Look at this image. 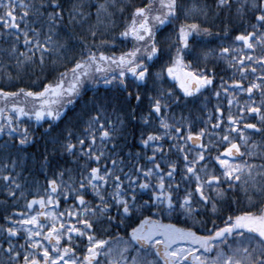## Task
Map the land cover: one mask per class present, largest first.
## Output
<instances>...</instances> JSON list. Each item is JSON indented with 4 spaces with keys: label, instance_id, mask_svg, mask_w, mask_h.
<instances>
[{
    "label": "snow or ice",
    "instance_id": "obj_1",
    "mask_svg": "<svg viewBox=\"0 0 264 264\" xmlns=\"http://www.w3.org/2000/svg\"><path fill=\"white\" fill-rule=\"evenodd\" d=\"M0 264H264V0H0Z\"/></svg>",
    "mask_w": 264,
    "mask_h": 264
},
{
    "label": "trees",
    "instance_id": "obj_2",
    "mask_svg": "<svg viewBox=\"0 0 264 264\" xmlns=\"http://www.w3.org/2000/svg\"><path fill=\"white\" fill-rule=\"evenodd\" d=\"M171 26H169V28H170ZM167 32H168V29L166 28L165 30H164V32L163 33H161L160 34V36H158V39L159 38H161V37H163L164 35H166L167 34ZM214 43H215V41H213V45H214ZM213 45H210V46H213ZM128 46H130V43H129V45ZM124 47V45L121 43L120 45H119V47L118 48H113V49H109V51H119L120 50V48H123ZM154 71H158L159 70V68H158V65L153 69ZM28 81L27 80H25V83H27ZM69 203H70V201H69ZM63 205H61V207H62Z\"/></svg>",
    "mask_w": 264,
    "mask_h": 264
}]
</instances>
